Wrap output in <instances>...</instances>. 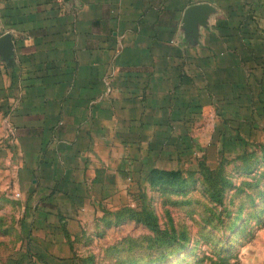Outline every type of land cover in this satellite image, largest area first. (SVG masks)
<instances>
[{"label":"crops","instance_id":"0c3cea01","mask_svg":"<svg viewBox=\"0 0 264 264\" xmlns=\"http://www.w3.org/2000/svg\"><path fill=\"white\" fill-rule=\"evenodd\" d=\"M4 33L0 158L16 153L41 213L68 219L98 211L127 158L132 171L174 158L184 148L160 139L190 137L206 106L238 102L232 75L251 67L248 42L264 43V0H0ZM44 215L34 231L51 234ZM60 236L48 241L61 259Z\"/></svg>","mask_w":264,"mask_h":264},{"label":"rangeland","instance_id":"374dc122","mask_svg":"<svg viewBox=\"0 0 264 264\" xmlns=\"http://www.w3.org/2000/svg\"><path fill=\"white\" fill-rule=\"evenodd\" d=\"M252 72L250 104L206 106L190 122V146L154 163L175 173L132 171L127 158V177L96 212L44 215L41 187L19 179L16 153L9 162L0 158V264L264 263V103ZM148 212L156 229L138 219ZM42 215L51 234L34 231ZM56 230L70 242L66 258L48 241L61 238Z\"/></svg>","mask_w":264,"mask_h":264},{"label":"trees","instance_id":"16d2710c","mask_svg":"<svg viewBox=\"0 0 264 264\" xmlns=\"http://www.w3.org/2000/svg\"><path fill=\"white\" fill-rule=\"evenodd\" d=\"M240 47V46H239ZM247 54L241 55V59L243 61H249L251 67L247 72V75H241L235 71L232 75V81L234 85L237 87V100L240 102V104H250V102L253 100V93L250 89L251 83L249 82V73L253 71L251 76H255L257 74L258 76L254 77L253 79L259 84V90L257 91V99L264 103V43L258 42V43H249L247 44ZM255 72V73H254ZM246 84L245 87H242ZM160 144H170L173 146V148H186L190 146V137L188 135L181 136V137H175L168 139H160ZM150 173L153 174H168V173H175V171H166L163 169H159L156 167H150L148 170ZM224 189V186L220 188H215L213 192V196L216 199V201H221V195L222 190ZM138 219L142 220L149 228L156 229L157 223L155 220L154 215H152L150 212L145 213L143 216H138ZM33 229V227L31 228ZM42 244H44V241L41 240Z\"/></svg>","mask_w":264,"mask_h":264},{"label":"water","instance_id":"95a60500","mask_svg":"<svg viewBox=\"0 0 264 264\" xmlns=\"http://www.w3.org/2000/svg\"><path fill=\"white\" fill-rule=\"evenodd\" d=\"M202 8H203L202 3L194 4L186 10V14L188 15L192 13L193 14L192 16L194 17V15L197 14ZM193 27L194 26H191V28ZM11 51H12V42H11L10 34L9 33L1 34L0 35V53L2 54L3 57L9 59Z\"/></svg>","mask_w":264,"mask_h":264}]
</instances>
